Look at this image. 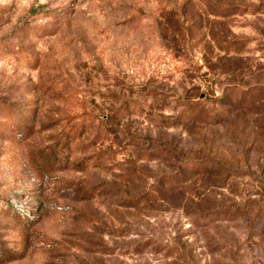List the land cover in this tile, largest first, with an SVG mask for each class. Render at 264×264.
<instances>
[{
    "label": "rangeland",
    "instance_id": "obj_1",
    "mask_svg": "<svg viewBox=\"0 0 264 264\" xmlns=\"http://www.w3.org/2000/svg\"><path fill=\"white\" fill-rule=\"evenodd\" d=\"M0 264H264V0H0Z\"/></svg>",
    "mask_w": 264,
    "mask_h": 264
}]
</instances>
